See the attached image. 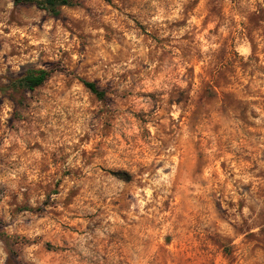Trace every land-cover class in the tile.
<instances>
[{
    "label": "rangeland",
    "instance_id": "obj_1",
    "mask_svg": "<svg viewBox=\"0 0 264 264\" xmlns=\"http://www.w3.org/2000/svg\"><path fill=\"white\" fill-rule=\"evenodd\" d=\"M71 2L0 0V264H264V0Z\"/></svg>",
    "mask_w": 264,
    "mask_h": 264
},
{
    "label": "trees",
    "instance_id": "obj_2",
    "mask_svg": "<svg viewBox=\"0 0 264 264\" xmlns=\"http://www.w3.org/2000/svg\"><path fill=\"white\" fill-rule=\"evenodd\" d=\"M14 2H36L38 5L44 6L50 11L57 13L56 8L60 5H70L72 4L71 0H13ZM48 72L44 69H40L32 74L25 75L20 82L26 86L28 89L32 90L47 78ZM83 85L90 90L96 97L99 99L106 98L105 90L100 88L95 81L90 80H81ZM117 177L127 180L129 178L128 173L124 171H116L114 173Z\"/></svg>",
    "mask_w": 264,
    "mask_h": 264
}]
</instances>
